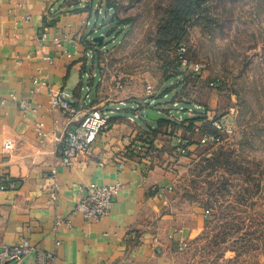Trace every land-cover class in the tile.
Instances as JSON below:
<instances>
[{
    "label": "crops",
    "instance_id": "0c3cea01",
    "mask_svg": "<svg viewBox=\"0 0 264 264\" xmlns=\"http://www.w3.org/2000/svg\"><path fill=\"white\" fill-rule=\"evenodd\" d=\"M99 6L0 0V179L6 186L0 189V249L20 241L36 247L4 264H173L206 218L203 208L178 196L177 155L218 132L226 117L221 91L204 84L207 112L178 122L145 118L136 99L102 100L91 57L95 37L105 35L104 25L91 20ZM61 90L80 102L89 91L93 106L114 109L73 166L61 164L57 139L80 123L51 107V93ZM116 181L121 187L109 215L89 220L75 210L87 187Z\"/></svg>",
    "mask_w": 264,
    "mask_h": 264
},
{
    "label": "rangeland",
    "instance_id": "374dc122",
    "mask_svg": "<svg viewBox=\"0 0 264 264\" xmlns=\"http://www.w3.org/2000/svg\"><path fill=\"white\" fill-rule=\"evenodd\" d=\"M102 3L113 8L91 18L105 33L91 52L98 97L182 121L207 112L205 85L223 96L221 140L177 155L178 196L210 211L173 264H264V0Z\"/></svg>",
    "mask_w": 264,
    "mask_h": 264
},
{
    "label": "built area",
    "instance_id": "2783aa9c",
    "mask_svg": "<svg viewBox=\"0 0 264 264\" xmlns=\"http://www.w3.org/2000/svg\"><path fill=\"white\" fill-rule=\"evenodd\" d=\"M83 6L91 1H97L100 4V14L105 11L102 5L103 0H78ZM111 9V8H110ZM103 23L98 22L97 25L101 26ZM185 50V49H183ZM186 61V59H185ZM193 71L200 73L201 65L196 64ZM38 79H35L36 84ZM89 90V88H88ZM51 107L60 109L71 118H78L79 127L67 132L63 137L58 138V153L59 159L64 166H73L77 158L82 154L90 152L92 143L95 141L97 135L104 131L108 126L110 112L104 107L93 106L90 101L89 91L80 102L75 96L66 90H61L58 93H51L50 97ZM21 107L26 111L30 108L27 101H21ZM222 123L216 124L218 133L205 135L201 138L202 143L212 142L218 143L221 140L220 131L223 129ZM121 187V183L116 181L114 183L93 185L87 187L85 195H83L75 206V210L83 212L85 217L89 220H100L109 215L112 207L113 200L117 196ZM6 186L0 179V189H5ZM56 193H52V197H56ZM209 209L205 210V215L209 213ZM36 247L28 245L23 241L11 246H5L0 249V264L6 262H18L25 255L35 250Z\"/></svg>",
    "mask_w": 264,
    "mask_h": 264
},
{
    "label": "trees",
    "instance_id": "16d2710c",
    "mask_svg": "<svg viewBox=\"0 0 264 264\" xmlns=\"http://www.w3.org/2000/svg\"><path fill=\"white\" fill-rule=\"evenodd\" d=\"M182 0H179V2H181ZM191 5L190 6H192L193 4H197V0H191ZM107 5H108V7H111V8H113V6H111V5H109L108 3H107ZM186 8H187V6L186 5H182V6H180L177 10H179V15L178 16H180V15H182V14H184L185 12H186ZM187 9H189V7L187 8ZM177 16V17H178ZM196 119H198L197 117L196 118H193L192 120L193 121H195ZM189 121V120H191L190 118L189 119H186V121ZM158 121H160V122H162L163 123V121H164V119L163 118H159L158 119ZM178 122V121H177ZM214 132V131H213ZM218 133V132H217ZM211 134H215V133H211Z\"/></svg>",
    "mask_w": 264,
    "mask_h": 264
},
{
    "label": "water",
    "instance_id": "95a60500",
    "mask_svg": "<svg viewBox=\"0 0 264 264\" xmlns=\"http://www.w3.org/2000/svg\"><path fill=\"white\" fill-rule=\"evenodd\" d=\"M95 39L98 41V45L101 46V45L103 44L104 36H103V35H97V36L95 37ZM149 117H150V118L155 117L154 113H150Z\"/></svg>",
    "mask_w": 264,
    "mask_h": 264
}]
</instances>
